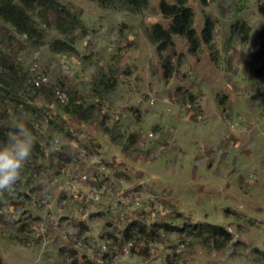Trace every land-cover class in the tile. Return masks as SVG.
Wrapping results in <instances>:
<instances>
[{
	"label": "rangeland",
	"instance_id": "374dc122",
	"mask_svg": "<svg viewBox=\"0 0 264 264\" xmlns=\"http://www.w3.org/2000/svg\"><path fill=\"white\" fill-rule=\"evenodd\" d=\"M56 2L36 41L0 19V142L36 137L0 199V264H264V0H188L198 44L164 49L161 0ZM70 164L140 206L121 222L61 193Z\"/></svg>",
	"mask_w": 264,
	"mask_h": 264
},
{
	"label": "trees",
	"instance_id": "16d2710c",
	"mask_svg": "<svg viewBox=\"0 0 264 264\" xmlns=\"http://www.w3.org/2000/svg\"><path fill=\"white\" fill-rule=\"evenodd\" d=\"M133 3L135 0H128ZM172 4L161 0L160 11L161 13L171 18L170 26L167 30L163 29L158 23L152 26L150 39L153 43L157 44L160 49L167 48L171 45L170 34H178L184 36L188 42L194 47L197 46L198 40L195 31L192 28L193 11L187 6L188 0H173ZM206 3L207 0H200ZM56 0H0V19L5 23L10 24L14 30L31 40H38L41 36L36 28L33 16L46 20L47 12L50 9H56ZM60 13L58 9L55 10ZM214 32V23L209 18L204 20L203 28L201 31V40L208 44L212 40ZM262 44L258 53L259 60L262 62L259 72L264 74V32H260ZM51 48L55 52H69L73 48L71 45L64 41H55L52 43ZM76 111L75 109H73ZM49 111V110H48ZM211 228H216L223 231L221 227L210 225Z\"/></svg>",
	"mask_w": 264,
	"mask_h": 264
},
{
	"label": "built area",
	"instance_id": "2783aa9c",
	"mask_svg": "<svg viewBox=\"0 0 264 264\" xmlns=\"http://www.w3.org/2000/svg\"><path fill=\"white\" fill-rule=\"evenodd\" d=\"M47 82H49L48 78L42 75L32 81V86L39 88ZM56 99L60 103H65L68 100V97L65 93H58ZM47 107L51 110L53 104L50 103ZM148 136L153 137V131H150ZM60 172L61 178L59 180L58 188L61 193L67 194L75 200L85 204L92 201L93 204H96L99 207H106L114 212L121 209L118 213L121 222H125L127 215L131 214L138 208V206H140L138 197L128 199L124 195L115 196L105 183L98 187L96 177L93 174L90 176V173L81 172L71 164L62 167Z\"/></svg>",
	"mask_w": 264,
	"mask_h": 264
},
{
	"label": "clouds",
	"instance_id": "9594fccd",
	"mask_svg": "<svg viewBox=\"0 0 264 264\" xmlns=\"http://www.w3.org/2000/svg\"><path fill=\"white\" fill-rule=\"evenodd\" d=\"M36 137L22 122L14 126L5 141L0 142V199L15 193L22 172L32 155Z\"/></svg>",
	"mask_w": 264,
	"mask_h": 264
},
{
	"label": "crops",
	"instance_id": "0c3cea01",
	"mask_svg": "<svg viewBox=\"0 0 264 264\" xmlns=\"http://www.w3.org/2000/svg\"><path fill=\"white\" fill-rule=\"evenodd\" d=\"M110 179H111V176L109 177ZM112 180V179H111ZM114 180V179H113ZM115 195V194H114ZM115 196H123V194L122 193H120V192H118V193H116V195ZM125 196V195H124Z\"/></svg>",
	"mask_w": 264,
	"mask_h": 264
}]
</instances>
